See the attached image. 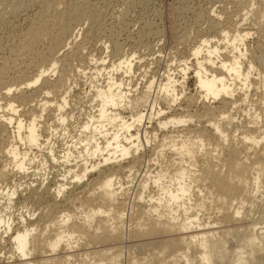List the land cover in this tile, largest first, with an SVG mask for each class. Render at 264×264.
Masks as SVG:
<instances>
[{
    "label": "bare ground",
    "instance_id": "obj_1",
    "mask_svg": "<svg viewBox=\"0 0 264 264\" xmlns=\"http://www.w3.org/2000/svg\"><path fill=\"white\" fill-rule=\"evenodd\" d=\"M20 1L8 4L10 16L23 10ZM235 2L239 23L224 16L229 25L221 26V36L200 37L192 47L191 65L184 61L176 74L166 70L141 87L131 77L134 54L107 66L90 56V75L70 79L68 50L81 49L76 39L88 35L75 29L98 22L96 7L41 6L11 38L6 58L13 72L0 59V99L20 93L0 104V249L10 245L9 259L262 263L264 255L253 251L264 239L263 223L246 220L245 205L250 209L249 199L264 196V45L251 53V30L240 23L251 20L254 34L264 37V0ZM76 61L82 66L85 60ZM190 74L194 94L184 93ZM36 87L59 99H42L34 106L38 114L31 111L24 121L15 101ZM252 88L263 95L250 103ZM58 203L72 209L58 211ZM29 204L16 214L18 205ZM35 206L47 216L42 227ZM82 246L87 249L76 253Z\"/></svg>",
    "mask_w": 264,
    "mask_h": 264
},
{
    "label": "rangeland",
    "instance_id": "obj_2",
    "mask_svg": "<svg viewBox=\"0 0 264 264\" xmlns=\"http://www.w3.org/2000/svg\"><path fill=\"white\" fill-rule=\"evenodd\" d=\"M12 1L13 0H9V2L8 0H0V14L3 16L5 15L4 18L8 20L2 21L3 24L0 23L1 61L8 55L10 56L7 48L11 44L12 39L17 36V33L19 35V33L26 30L30 19L35 16L34 14L40 10L41 6L56 5L57 2H60L57 4L59 5L58 9H65L67 12L72 6L78 5L77 7H79L80 4V7L83 6L87 10H89V7L93 9L96 7L95 11L98 14V22L92 23L83 21L79 25L80 27L77 26L75 29L76 33L80 28L86 30L88 35L86 37L80 35L78 39H76L78 44L81 43V49L77 50L72 48L68 50L67 61H65V63L67 67L71 69L69 71L70 79L82 81L85 79L84 77L90 75L91 71H89V68L91 67V62L87 59L88 57L90 58V56L97 59L99 63L101 60H105L104 64L107 66L118 56L134 54L135 67L132 70L133 73L131 77L140 87L142 82L146 79H151L152 77H155L154 79L159 77L162 78L166 70L176 74L175 69L184 61H187V64L191 65L194 62L193 58L190 57L191 49L195 46L198 39L205 36H219L220 34L217 35L219 29L229 25L227 21H225V17H234L236 13L235 6L237 5L235 4L237 0H86V2L84 1L85 3L80 0H21L20 2L23 4V10L10 16L8 4ZM232 20V25L236 22L239 23V17L237 16L232 18ZM248 21L246 20L240 24H242V28L251 30H249L251 34L247 37L246 46L251 53H255L258 44L264 45V37H261L259 40L256 33L254 34L255 27L252 25L254 23H252L251 20ZM62 52L63 51H61V53ZM80 55L85 60L82 66L76 61L77 57ZM9 56L7 58H9ZM8 60L9 59H7L8 64L12 63L10 62L11 60ZM9 65L8 70L11 69L13 72L12 65ZM80 66L82 68H80ZM82 71H84V73H82ZM9 72L12 73L11 71ZM190 76L191 74L184 87V93L186 94L195 93V85ZM52 79H54V76ZM80 84L82 83L80 82ZM139 86L137 88H140ZM251 91L250 95L253 94L254 96L252 95L253 97H250V103H253L252 100L256 99L260 94L261 96L263 95L261 90L255 91V89L252 88ZM32 92L34 93L29 98L23 101H15V105L18 106L19 118L24 121L29 119V116L32 114L31 111H33L34 114H38L39 110H35L34 106L37 107V105H40L42 99L52 102L54 99L58 100L60 95L57 92H51V94L46 97L42 94V91L39 90V87L30 89L27 95ZM78 93V90L73 92V96L70 97L71 101L75 100ZM10 95L14 98H18L20 93L12 90ZM9 96L4 97L3 99L5 100L0 99L2 107ZM50 117L51 115L49 114L46 119ZM81 190L82 189H78L76 192L78 193ZM85 195L87 194L85 193ZM78 196L80 197V194ZM249 201L248 203L251 205L250 209L247 208L248 204L245 205V208L250 210L246 216V220H250L252 223L257 222L264 224V196L260 197L259 195L252 200L249 199ZM23 205H21V207H23ZM29 205L28 207H23V210L18 205L17 209L15 207L16 210H14L16 214L22 213L24 209L31 207V205ZM57 206H59L57 209L58 211L64 206L72 209V205L68 203H58ZM18 209H20V211H18ZM32 209H35V217L39 219L38 224L42 227L47 221L44 210L41 206H35L34 208L32 207ZM52 211L56 210L53 209ZM16 214L14 213V215ZM75 218L77 221H80L82 214L77 212ZM263 224L262 227H264ZM9 247L10 245L5 241L2 250L0 249V264L17 263L16 260L9 259ZM82 247L79 248L80 251L76 250V253L87 249L84 246ZM256 248L257 250L255 249L253 252L258 254L257 256L264 255V251H262V249H264V239L260 240ZM60 253H63V251L61 250ZM260 259L261 261H259ZM260 259L257 262L264 263V258Z\"/></svg>",
    "mask_w": 264,
    "mask_h": 264
}]
</instances>
